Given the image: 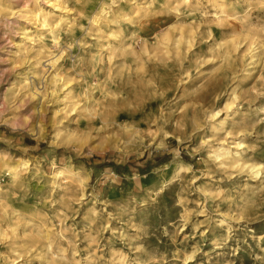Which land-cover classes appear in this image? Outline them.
Returning a JSON list of instances; mask_svg holds the SVG:
<instances>
[{"label": "clouds", "instance_id": "clouds-1", "mask_svg": "<svg viewBox=\"0 0 264 264\" xmlns=\"http://www.w3.org/2000/svg\"><path fill=\"white\" fill-rule=\"evenodd\" d=\"M0 264H264V0H0Z\"/></svg>", "mask_w": 264, "mask_h": 264}]
</instances>
